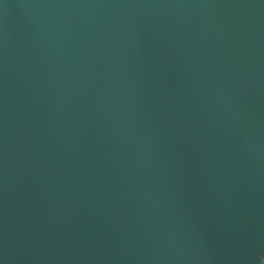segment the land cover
Wrapping results in <instances>:
<instances>
[{
	"label": "water",
	"instance_id": "water-1",
	"mask_svg": "<svg viewBox=\"0 0 264 264\" xmlns=\"http://www.w3.org/2000/svg\"><path fill=\"white\" fill-rule=\"evenodd\" d=\"M264 0H0V264H260Z\"/></svg>",
	"mask_w": 264,
	"mask_h": 264
},
{
	"label": "snow or ice",
	"instance_id": "snow-or-ice-1",
	"mask_svg": "<svg viewBox=\"0 0 264 264\" xmlns=\"http://www.w3.org/2000/svg\"><path fill=\"white\" fill-rule=\"evenodd\" d=\"M260 264H264V258L261 259Z\"/></svg>",
	"mask_w": 264,
	"mask_h": 264
}]
</instances>
